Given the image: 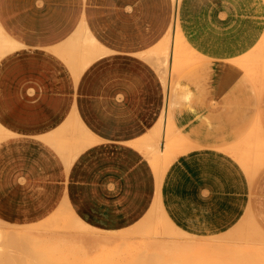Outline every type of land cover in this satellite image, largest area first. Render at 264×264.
Returning <instances> with one entry per match:
<instances>
[{"label": "crops", "instance_id": "1", "mask_svg": "<svg viewBox=\"0 0 264 264\" xmlns=\"http://www.w3.org/2000/svg\"><path fill=\"white\" fill-rule=\"evenodd\" d=\"M175 1L0 0V26L16 42L0 57L1 221L51 226L70 212L74 228L107 236L83 247V241L68 240L67 222L63 232L49 229L50 237L64 235L58 239L64 250L78 257L99 241H113L111 233L127 234L154 208L198 245L245 219L252 191L247 172L219 148L190 150L194 140L174 121L178 101L171 93L178 84L167 93L161 67L160 75L152 65L153 51L175 19L179 31L181 0ZM226 48L224 43L222 57ZM200 95L194 123L213 126L207 135L196 126L192 137L225 139L220 147L252 174L264 162L260 144L253 145L258 153L226 144L243 130L237 126L251 115L247 107H234L229 117L215 107L205 112L203 100L210 103L212 93ZM235 97L248 99L244 93ZM173 134L188 148L159 173L153 157L169 155Z\"/></svg>", "mask_w": 264, "mask_h": 264}, {"label": "rangeland", "instance_id": "2", "mask_svg": "<svg viewBox=\"0 0 264 264\" xmlns=\"http://www.w3.org/2000/svg\"><path fill=\"white\" fill-rule=\"evenodd\" d=\"M176 14L180 19L177 37L180 38L181 35L187 45V47H183L182 51L184 53L183 60L188 61L182 64L183 67L178 74L171 72L170 64L167 71L168 80H174L172 89L176 82L178 84L176 89L171 90V94L178 101L174 119L176 128L188 136L191 135L194 146L190 150L215 147L231 154L239 161L247 172L252 186L251 204L245 219L228 234L198 245L196 241L172 227L165 217L154 208L153 215L155 217H151L152 220H149L148 215L139 226L127 234H123V232L111 233L109 238L112 237L113 241L110 240L106 246L99 241V245L92 250L89 249L87 255L78 257L77 253H72L68 248L67 251L64 250L62 240H58L60 236L64 239V235L50 237L47 235L49 229L52 230L51 233L63 232L65 231L64 222H67L68 240L74 238L77 242L83 241V247H88L93 239L100 238L103 240L107 236L97 237L94 234L95 230L86 231L74 228L70 212L66 211L63 214L64 220L59 219L51 226L50 221L33 227H21L9 225L0 220V233L3 235L0 239V259L2 260L0 264H56L57 262V264H140V262L146 264L147 257H154H149L148 254L157 256L164 252H166L164 258L155 256L158 263L176 264L173 263L175 256L167 254L169 248L176 246L184 247V251L190 252L188 259H183V261L186 260L185 264H207L204 263V259L213 261L212 264L216 262L220 264H264V162L258 163V167L253 169L251 174L234 152L220 147L225 139L218 143L217 141L209 142L213 138L202 141V135L197 133H194L192 137L194 128L200 126L194 123L199 120V114L193 106L196 102L201 101L200 94L202 92L210 91L212 93L211 102L208 103L209 98L203 100L205 101V108H203L205 112L208 111V106L215 107L220 110V113L229 117L234 114L231 112L234 107L244 105L243 107H247L249 114H251L247 121L237 126L243 130L240 133L236 132L234 138H226V144L231 145L234 149L238 148L244 153L249 151L258 153L259 149L253 146L255 143H259V146L264 149V0H181L179 7L176 5ZM174 32L173 24L168 37H173ZM224 43L227 46L226 56L222 57L221 47ZM243 63H245L246 68L243 67ZM220 64H224V68H220ZM152 65L159 72L157 62L154 61ZM209 65L211 70H209ZM170 72L172 78H170ZM241 91L247 94V101L235 97L236 94H243ZM214 94L216 95L215 99ZM211 126L213 124L206 122L200 127H204L205 131L207 130L206 132L202 131L207 135ZM223 127L224 125L220 126L222 130H224ZM4 132L2 129V137H4ZM209 135L214 136L213 132ZM168 136L172 138L171 144H176L177 149L181 150L179 154L188 148V144L176 138L175 134ZM171 144H168V148ZM161 146V144L157 146L158 151ZM168 153L169 149L167 155ZM252 159L255 160L254 156ZM159 160L161 168L164 167L163 159L160 158ZM253 220L258 221L259 226ZM76 223L79 226V222L76 221ZM26 231L32 232L17 237L24 238L26 236L25 239L28 242L25 243L26 240L22 241L20 237V242H22L18 247L19 239L16 240V236L13 239L15 232L26 233ZM31 239L33 244L36 241L37 246L31 245ZM37 241L40 243L39 246ZM23 242L26 245L30 243L32 249L29 248V245L28 248L25 247ZM17 244L18 246H16ZM22 246H24L23 249H19ZM41 246H44L43 249L40 248ZM34 248L35 252H30ZM50 250H54L53 252L56 250L55 255L54 253L51 254ZM38 251L40 253L47 252V255L51 254L52 257H55L49 260L51 255L48 259L46 254H42L47 260L41 259L43 256L41 255V257ZM139 253H145L143 261L140 260V257L138 260ZM170 258H173L172 263ZM156 260L149 262L156 263ZM149 262L147 261V264Z\"/></svg>", "mask_w": 264, "mask_h": 264}, {"label": "bare ground", "instance_id": "3", "mask_svg": "<svg viewBox=\"0 0 264 264\" xmlns=\"http://www.w3.org/2000/svg\"><path fill=\"white\" fill-rule=\"evenodd\" d=\"M177 1V0H176ZM171 30H172V28H171ZM171 30H170V32H171ZM174 34H173V37H171V36H167L166 37V40L164 41V43L163 44H161L159 47H157L154 51H153V54H152V56H151V59H152V61H158V60H162V66H161V63H159V62H157V64H158V66H160L161 67V73H162V76H163V79H164V82H165V85H166V87H167V89L168 90H170V88H171V86H172V83H173V81L174 80H172V81H170V80H168V78H167V71H168V69H169V64H170V67H171V72L172 73H175V74H178L179 73V71H180V69L183 67V63H186V62H188V61H185V60H183V56H184V53H183V47H185L184 46V44H183V41H182V38H181V36H180V38L179 37H177V33H178V28H177V22H176V19H175V24H174ZM171 35V34H170ZM170 42H172V44H170ZM14 45H16V42H15V40H9V38L7 37V35H6V33L3 31V28L0 26V57L3 55V54H5L8 50H10L11 48H14L15 46ZM172 47H171V46ZM171 48V49H170ZM189 59V58H188ZM187 59V60H188ZM185 61V62H184ZM188 65H189V63H188ZM186 66V65H185ZM171 72H170V78H172L171 77ZM173 76V75H172ZM164 117H165V114H164ZM166 122H167V120H166ZM168 123H169V119H168ZM170 125V128H172L173 129V127H172V125H171V123H169ZM2 126L0 125V140L3 138L2 137ZM150 147V146H149ZM149 147H147V148H149ZM169 149V156H166V157H161L160 155H155L153 158H154V165L159 169V173H162L163 172V170L162 169H166L167 168V166L169 165V163L171 162V158L173 157V156H176L177 154H179V152L181 151V150H178L177 149V146L176 145H172V146H170V148H168ZM163 159L162 160V162H163V165H164V167H162L161 168V165H160V160L159 159ZM151 217L153 218V217H155L154 215H153V210H152V212H151V215H149L148 216V218H149V220L151 219ZM152 220V219H151ZM78 222H79V220H78ZM167 222L172 226V227H174L168 220H167ZM82 223V222H81ZM80 222L78 223L79 224V226H81L82 224H81ZM81 224V225H80ZM83 226V227H82ZM81 226V228H84L85 229V224L84 225H82ZM77 227V226H76ZM78 228V227H77ZM175 228V227H174ZM30 234L32 231H26V233H22V232H20V233H17V232H15V235H14V237H13V239L15 238V236L17 237V236H19V235H28V233ZM1 236H3V235H1V233H0V239H1ZM21 237V236H20ZM20 237L18 238L17 237V239L16 240H18L19 239V241L18 242H20ZM3 238V237H2ZM26 238V236L23 238V237H21V240L23 241L24 239ZM29 238V237H28ZM30 239V238H29ZM15 240V241H16ZM26 240V239H25ZM32 240V239H31ZM31 240H29V242L31 241ZM21 241V242H22ZM39 241V240H38ZM37 241V244H38V246L40 245V243ZM54 241V240H53ZM21 242H20V244H19V246H18V244L16 245V246H18V247H20V245H21ZM25 243H27L28 242V240H26V241H24ZM24 242H23V245L25 246V247H27L28 248V245L31 243H28V245H26V244H24ZM42 242H44V241H42ZM15 244H16V242H15ZM35 245H36V241H35V243H34ZM33 244V240H32V244L31 245H34ZM44 244H45V242H44ZM59 244H60V242H59ZM31 245H29V248H31L30 246ZM24 246H22L21 248H19V249H23V247ZM37 246V245H36ZM36 246H34V247H36ZM55 246H56V244H55ZM145 246V245H144ZM43 247L44 246H41L40 248L41 249H43ZM54 247V246H53ZM52 247V248H53ZM32 249V248H31ZM50 249V248H49ZM54 249V248H53ZM56 249V248H55ZM144 249V248H143ZM184 247H180V246H176L175 248H169L168 249V252H167V254H171V255H173V256H175V258L173 259V258H170L169 260L171 261L172 259L174 260V262L173 261H171V263L173 262V263H176V264H185V261L188 259V256H189V254H190V252H187V251H184ZM28 251L30 250V249H27ZM35 250V248L33 249V250H30V252L32 251V252H35L34 251ZM66 250V249H65ZM189 250V249H188ZM48 251V250H47ZM51 251V250H50ZM54 251V250H53ZM53 251H51V254L52 253H54V255H55V252H56V250H55V252H53ZM59 251V250H58ZM37 252V251H36ZM42 252V251H41ZM141 252H142V250H141ZM144 252V251H143ZM38 253L40 254V256L42 255V254H46V256H48L47 258L49 259L50 258V255H47V252L46 253H44V251L42 252V253H40L39 251H38ZM64 254V253H63ZM140 254V253H139ZM145 253H142V254H140L139 256H138V260H139V257H140V260H142V259H144L145 258V256H143ZM164 254H166V252H164L163 254H160V255H157L158 257H160V258H164ZM60 255H61V250H60ZM147 255V254H146ZM151 255V256H150ZM211 255V254H210ZM213 255H215V254H213ZM33 256H35V255H33ZM32 256V257H33ZM43 256V258H41ZM40 258L41 259H45V260H47L46 259V257L44 258V256L45 255H42ZM65 256V255H64ZM147 256H149V257H152V256H154V257H152V258H148L147 257V259L145 260V263L147 264V261L149 262L150 260H151V262H152V260H156V258H155V256L156 255H152V254H148ZM156 256V257H157ZM193 256V255H192ZM218 256V255H217ZM216 256V257H217ZM53 257H55V256H53ZM52 255H51V259H49V260H52ZM58 257H60V256H58ZM143 257V258H142ZM157 257V258H158ZM202 257V256H201ZM36 258V257H35ZM65 259V258H64ZM148 259H150V260H148ZM183 259H186V260H184L183 261ZM48 260V262H50ZM208 259H204L203 261H204V263H209L210 261L208 260ZM0 261H2L1 259H0ZM143 261V260H142ZM193 261V260H192ZM192 261H190V262H192ZM52 262V261H51ZM194 262V261H193ZM196 262V261H195ZM58 263V262H57ZM56 263V264H57ZM154 264H156V263H158V259L156 260V263L155 262H153ZM153 263H150L149 262V264H153ZM211 264L212 263H214L213 261H211L210 262ZM209 263V264H210ZM219 262H216L215 264H218ZM140 264H142L141 262H140ZM158 264H162V263H158ZM164 264V263H163ZM166 264H169V263H166ZM191 264V263H190ZM220 264V263H219ZM223 264H225V263H223Z\"/></svg>", "mask_w": 264, "mask_h": 264}]
</instances>
